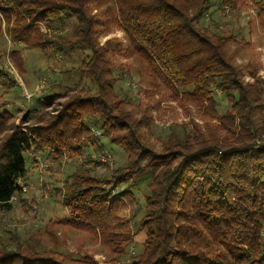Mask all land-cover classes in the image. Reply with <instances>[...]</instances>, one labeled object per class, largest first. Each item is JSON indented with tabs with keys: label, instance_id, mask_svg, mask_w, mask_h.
<instances>
[{
	"label": "trees",
	"instance_id": "trees-1",
	"mask_svg": "<svg viewBox=\"0 0 264 264\" xmlns=\"http://www.w3.org/2000/svg\"><path fill=\"white\" fill-rule=\"evenodd\" d=\"M216 4L0 0L9 41L0 45V86L20 87L3 58L25 78L26 50L71 63L78 54L75 65L46 68L52 84L18 123L0 93V213L33 176L28 155L85 165L65 179V216L33 239L11 229L0 236V264H264V1L259 41L206 25ZM133 75L143 99L116 86ZM180 112L189 118L180 134L154 140L156 118ZM110 143L127 163L100 178L94 155L111 156ZM20 201L28 212L37 205ZM140 233L143 252L124 262Z\"/></svg>",
	"mask_w": 264,
	"mask_h": 264
},
{
	"label": "rangeland",
	"instance_id": "rangeland-1",
	"mask_svg": "<svg viewBox=\"0 0 264 264\" xmlns=\"http://www.w3.org/2000/svg\"><path fill=\"white\" fill-rule=\"evenodd\" d=\"M260 1L264 0H246L247 8H244L241 4V6L235 8L231 0H215L217 4L210 10L211 14L208 13L206 15V25L209 26L210 24L211 28L219 33L228 32L235 34L237 37L245 36L248 39L252 38L254 41H259L261 33L257 23L254 21H256L255 17L257 16L258 7L256 3ZM118 35H121V33L119 32ZM4 40L5 35L1 33L0 45L9 44V41L5 42ZM262 48L263 56L261 59H264V45ZM24 55L27 63L25 78H22L18 74L8 58L2 59L4 68H1L3 73L8 69L10 77L8 79L13 78L20 85V87H4L6 90L0 86V93L4 94L5 99L13 101L18 109L15 113L19 117L17 123L20 121V118L26 115L28 110L31 111L33 109L35 96L42 95L52 84L54 78H50L48 69L46 68L56 66L58 70H61L63 66L75 65L78 57L77 53L70 55L71 63L69 61L65 62L59 55H55V58H47L37 51L26 50ZM0 78V81H5L3 77ZM246 80L249 81L250 78ZM116 86L122 96H128L134 100L143 99L144 97L138 79L134 75L129 79L117 81ZM19 93L24 98H21V95L20 98L17 97ZM226 107L225 104L222 105L221 103L220 111L224 112ZM172 117H174V114L168 113L161 118H156L155 127L152 128L154 140L160 141L166 139L167 135L173 131L180 134L182 124L187 123L189 120L181 112L176 118ZM104 142L108 143L109 141L104 140ZM108 146L111 156H102L98 159L94 155V159L99 161V164H94L92 169L94 174L100 178L109 175L117 165L127 163V155L121 147L111 143ZM27 158L33 176L28 184L23 187L24 191L21 193L19 199L12 200V209L0 213V236H5L7 234L6 231L11 229L17 230L24 238L33 239L34 235L41 230L49 219H58L65 216L67 210L59 201L66 188L65 179L69 174L79 169V167L85 166L82 158H72L69 155H63L60 160H55L53 157L44 158L42 156L34 157L29 155ZM142 187L145 190L146 184L144 183ZM55 188H62V193L56 195ZM21 199L29 202L35 200L37 205L34 206L33 211H25L23 203L20 201ZM131 226L134 227V223H131ZM144 240L145 233L135 235L131 246L128 248V254L122 260L128 262L136 255L141 254L143 252ZM70 248L72 247H62L61 249L72 253L69 250ZM103 257L100 254L96 255V259L99 261H103Z\"/></svg>",
	"mask_w": 264,
	"mask_h": 264
},
{
	"label": "built area",
	"instance_id": "built-area-1",
	"mask_svg": "<svg viewBox=\"0 0 264 264\" xmlns=\"http://www.w3.org/2000/svg\"><path fill=\"white\" fill-rule=\"evenodd\" d=\"M262 61H263V68L261 69L262 73H261V71H260V75H261L262 78L264 79V59H262Z\"/></svg>",
	"mask_w": 264,
	"mask_h": 264
}]
</instances>
